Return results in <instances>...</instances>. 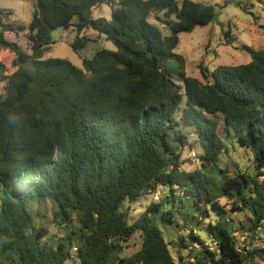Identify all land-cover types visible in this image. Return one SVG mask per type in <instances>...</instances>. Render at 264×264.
<instances>
[{
	"label": "trees",
	"instance_id": "16d2710c",
	"mask_svg": "<svg viewBox=\"0 0 264 264\" xmlns=\"http://www.w3.org/2000/svg\"><path fill=\"white\" fill-rule=\"evenodd\" d=\"M102 3L111 18H92ZM217 15L192 0H34L31 54L24 55L4 36L24 28L5 22L0 9V47L16 56L11 73L0 60V264H248L264 257V243L249 249L264 234V49L244 45L249 62L200 67L202 80L187 76L184 56L174 52L180 33ZM71 27L75 51L85 47L87 28L115 50H96L81 68L43 59L52 31ZM226 138L251 153L248 169L229 175L218 166ZM184 148L199 149L209 167L182 169ZM158 187L167 194L129 223L124 204L158 197ZM47 205L58 240L39 220ZM158 224L174 227L173 244ZM136 233L140 248L121 257Z\"/></svg>",
	"mask_w": 264,
	"mask_h": 264
},
{
	"label": "rangeland",
	"instance_id": "374dc122",
	"mask_svg": "<svg viewBox=\"0 0 264 264\" xmlns=\"http://www.w3.org/2000/svg\"><path fill=\"white\" fill-rule=\"evenodd\" d=\"M182 0H178L180 3ZM194 2L211 5L218 13L217 18H214L206 26H196L191 32H182L179 34V42L174 52L181 54L185 58L184 72L187 76L202 80L200 67L213 70L219 65H240L250 61V56L242 50L244 45L253 49H264V0H236L228 4L225 0H192ZM240 4V6L237 4ZM0 9L5 14V22L15 26L24 28L21 32L5 33V39L10 42H15L19 46L20 51L24 55H30V45L26 38L27 27L31 21V15L34 10V0H0ZM92 18H111V6L107 3H102L95 6L91 10ZM153 22L155 20H152ZM155 24L161 29L164 35L168 34V30L155 21ZM81 35L86 37L85 47L80 50L72 48V42L77 36L73 27L64 30L57 29L52 31L51 37L53 44L44 53L43 59L62 58L69 60L78 67H82L81 61L84 58H91L96 50L107 48L115 50L112 42L105 40L104 36L99 35L96 31L87 28L81 32ZM16 58L15 54L3 47H0V60L6 65L7 72H13L16 67L12 66V61ZM19 63L25 67H30L28 60H19ZM168 67L177 69L178 63L169 61ZM5 93V84L0 83V96ZM184 101V98H183ZM221 137L224 136L221 134ZM193 139L190 136L189 140ZM228 146V151L222 154L219 158L218 166L225 169L231 175L236 167L239 169H248L251 166V153L239 147L231 138L224 139ZM201 151L197 148L181 151V167L185 171H193L196 169H207L209 166H204V162L200 158ZM158 197L155 201L161 200L166 194V189L157 188ZM154 194L144 195L134 203H125L124 209H127V220L133 223L139 215L144 211L145 206L154 201ZM157 195V194H156ZM221 204H225L224 198L219 199ZM37 209V208H35ZM40 221L45 223L48 230L60 239L62 232L52 223V208L50 205L42 206ZM248 216L238 215L236 219L246 222ZM180 221V219H179ZM248 223V221H247ZM162 231L164 239L171 241L173 244L176 239L174 227L169 226L168 229L163 225L158 224ZM204 229V226L202 227ZM199 228H196L198 232ZM189 230H185L178 235H187ZM200 237L206 238V234H201ZM256 245L264 243V234L259 235L255 239ZM245 244L248 245L247 240ZM141 246V235L134 234L125 244L121 257H128L135 253ZM175 247L170 245V251L176 257ZM177 261V258H175ZM185 261V260H183ZM65 264H79L76 260L67 261ZM248 264H264V257L254 256V259Z\"/></svg>",
	"mask_w": 264,
	"mask_h": 264
},
{
	"label": "built area",
	"instance_id": "2783aa9c",
	"mask_svg": "<svg viewBox=\"0 0 264 264\" xmlns=\"http://www.w3.org/2000/svg\"><path fill=\"white\" fill-rule=\"evenodd\" d=\"M157 197L156 196H154V199H156ZM236 236H237V234H236ZM242 241L244 240V237H241L240 238ZM206 244L209 246V249L211 250V251H216V248H217V244H216V242L214 241V240H208L207 242H206ZM255 246H257L255 243H253V245L251 246V247H249V249H252L253 247H255Z\"/></svg>",
	"mask_w": 264,
	"mask_h": 264
},
{
	"label": "water",
	"instance_id": "95a60500",
	"mask_svg": "<svg viewBox=\"0 0 264 264\" xmlns=\"http://www.w3.org/2000/svg\"><path fill=\"white\" fill-rule=\"evenodd\" d=\"M147 50H148V52L150 51V48H149V46L147 47Z\"/></svg>",
	"mask_w": 264,
	"mask_h": 264
}]
</instances>
